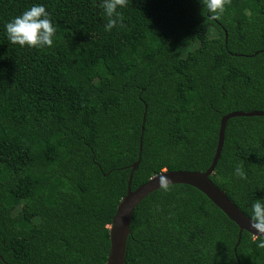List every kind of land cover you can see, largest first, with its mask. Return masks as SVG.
Returning <instances> with one entry per match:
<instances>
[{"label": "trees", "instance_id": "1", "mask_svg": "<svg viewBox=\"0 0 264 264\" xmlns=\"http://www.w3.org/2000/svg\"><path fill=\"white\" fill-rule=\"evenodd\" d=\"M33 4L56 29L51 47L6 38ZM100 4L0 0V264H105L138 157L131 191L203 172L220 119L264 111V0H226L218 18L206 0H125L108 32ZM209 179L249 218L264 198V117L227 121ZM237 239L202 193L170 185L134 209L124 264H264L259 237Z\"/></svg>", "mask_w": 264, "mask_h": 264}, {"label": "water", "instance_id": "2", "mask_svg": "<svg viewBox=\"0 0 264 264\" xmlns=\"http://www.w3.org/2000/svg\"><path fill=\"white\" fill-rule=\"evenodd\" d=\"M238 117H264V111L252 112H231L220 119L217 143L211 164L203 172L189 171H164L151 178L144 184L140 185L134 191L130 190V181L134 171L137 169L140 157L131 165L128 175L127 188L124 197L119 201L115 213L111 219L108 228L109 250L105 264H124L126 241L130 234V225L134 209L149 194L159 190L158 180L160 177L168 179V185H186L190 186L202 193L217 209H219L231 222L238 228V239L242 231L249 233L252 237L254 232L249 228L248 217L245 216L225 195L223 191L218 189L209 179L213 173L214 167L219 159L221 148L224 140L226 123L228 120ZM144 122V114L142 123ZM142 131V127H141ZM139 152L141 151V143L139 142Z\"/></svg>", "mask_w": 264, "mask_h": 264}, {"label": "clouds", "instance_id": "3", "mask_svg": "<svg viewBox=\"0 0 264 264\" xmlns=\"http://www.w3.org/2000/svg\"><path fill=\"white\" fill-rule=\"evenodd\" d=\"M125 0H101L100 7L106 18L104 31H111L121 24V14L118 11L123 7ZM226 0H206V6L214 17L218 18L224 11ZM4 31L7 40L20 47L42 49L51 47L55 36V27L43 5L33 4L21 14L5 23ZM234 174L244 179L241 165H236ZM159 187L167 189L168 179L160 177ZM249 228L259 237L257 248H264V198L256 199L249 206Z\"/></svg>", "mask_w": 264, "mask_h": 264}]
</instances>
